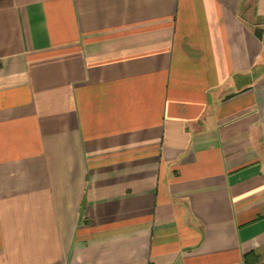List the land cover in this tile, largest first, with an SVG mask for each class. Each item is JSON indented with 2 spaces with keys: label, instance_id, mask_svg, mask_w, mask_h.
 I'll return each mask as SVG.
<instances>
[{
  "label": "crops",
  "instance_id": "obj_1",
  "mask_svg": "<svg viewBox=\"0 0 264 264\" xmlns=\"http://www.w3.org/2000/svg\"><path fill=\"white\" fill-rule=\"evenodd\" d=\"M0 264H264V0H0Z\"/></svg>",
  "mask_w": 264,
  "mask_h": 264
},
{
  "label": "trees",
  "instance_id": "obj_2",
  "mask_svg": "<svg viewBox=\"0 0 264 264\" xmlns=\"http://www.w3.org/2000/svg\"><path fill=\"white\" fill-rule=\"evenodd\" d=\"M258 35L260 36V34L258 33Z\"/></svg>",
  "mask_w": 264,
  "mask_h": 264
},
{
  "label": "rangeland",
  "instance_id": "obj_3",
  "mask_svg": "<svg viewBox=\"0 0 264 264\" xmlns=\"http://www.w3.org/2000/svg\"><path fill=\"white\" fill-rule=\"evenodd\" d=\"M251 4H252V1H251Z\"/></svg>",
  "mask_w": 264,
  "mask_h": 264
}]
</instances>
